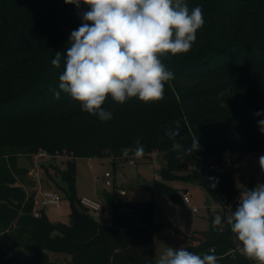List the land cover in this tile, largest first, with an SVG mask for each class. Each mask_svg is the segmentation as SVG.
I'll return each mask as SVG.
<instances>
[{"label": "trees", "instance_id": "16d2710c", "mask_svg": "<svg viewBox=\"0 0 264 264\" xmlns=\"http://www.w3.org/2000/svg\"><path fill=\"white\" fill-rule=\"evenodd\" d=\"M189 9L202 7L204 25L186 54H163L174 73L164 98L144 103L132 98L119 104L109 97L102 108L113 113L101 121L59 90L71 31L88 6L64 0H0V264H154V234L166 225L154 223L155 204H128L118 188L106 195L112 225L104 226L82 207L76 195V165L80 157H124L139 138L145 156L158 152L166 162L161 175L171 179L191 168L197 180L226 210L239 191L237 164L247 154H264V134L257 121L264 115V0H186ZM61 51V66L51 61ZM178 131L180 135L167 133ZM199 148L191 154L173 150V143ZM66 152L61 172L71 206L70 222H52L44 210L32 214L34 196L13 172L17 153ZM73 159V161L71 159ZM227 162L215 174L209 159ZM213 164V163H211ZM153 190L178 193L158 180ZM228 215L226 210V216ZM206 230L204 239L186 249L196 254L215 250L218 264H255L226 224ZM63 261L51 260V254Z\"/></svg>", "mask_w": 264, "mask_h": 264}, {"label": "clouds", "instance_id": "9594fccd", "mask_svg": "<svg viewBox=\"0 0 264 264\" xmlns=\"http://www.w3.org/2000/svg\"><path fill=\"white\" fill-rule=\"evenodd\" d=\"M66 4L88 6L82 12L81 25L71 31L64 67L59 75V90L80 105L82 111L110 121L113 113L102 108L106 100L119 104L136 98L144 103L164 98L165 85L174 79V73L162 62L163 54H186L195 40L197 31L204 25L202 7L189 9L186 0H64ZM61 66V51L51 61ZM262 116L264 112H256ZM264 134V119L257 121ZM180 135L178 131L167 133ZM135 148L124 147L121 153L136 159L143 157L144 145L139 138ZM173 150L191 154L199 148L196 137L190 148L173 143ZM264 172V155L259 157ZM222 222L242 245V253L255 264H264V184L240 195L235 210L225 217L214 216L212 227ZM215 250L196 254L184 247H166L156 264H218Z\"/></svg>", "mask_w": 264, "mask_h": 264}, {"label": "rangeland", "instance_id": "374dc122", "mask_svg": "<svg viewBox=\"0 0 264 264\" xmlns=\"http://www.w3.org/2000/svg\"><path fill=\"white\" fill-rule=\"evenodd\" d=\"M254 155L258 159L254 162L259 165V157L263 154H247V158H244V162L241 164L245 170L250 166L251 159L248 160L249 157L252 158ZM36 156L37 154L17 153L18 162L13 172L18 178L19 184L29 196L35 197L36 192L41 189L52 190L58 192L63 200L60 207L41 209L34 204L32 214L35 216L37 211L41 213L44 210L52 222L69 223L71 206L66 194L67 184L61 176V172L67 169L69 156L46 155L39 156L37 159ZM131 159L135 161L134 164ZM131 159L118 158L115 160L113 155L102 158H76L74 160L76 195L79 199L88 197L102 204L103 209L92 212V214L104 226H111L113 222L112 209L106 201V195L117 188L124 193L127 203L121 209L123 214H129L128 204L130 203L153 202L155 204L154 223L166 225L154 234V264L168 246L187 248L191 244H198L200 240L204 239L203 233L210 228L211 219L215 215L220 214L226 217L223 204L215 200L197 180L188 178L191 172L190 167L176 171L171 179H164L160 173L166 166V162L160 153L153 152L150 156L143 155L140 159L133 156ZM71 160L73 161V159ZM207 163L216 164L217 162L212 158ZM221 164L225 167L228 165L227 162ZM33 170L37 174L35 178L31 175ZM107 172L112 175L110 178L106 177ZM241 175L240 181H243L244 184H238L241 190H238L239 196L247 189L251 190L255 187L254 183L249 180L250 174L244 172ZM157 176L159 178H156ZM108 179L112 184L110 186L107 185ZM156 180L173 188L178 193V200L174 201L168 194L153 190L152 187ZM259 181L264 184V172L259 173ZM185 195L189 196V203L184 201ZM234 198L231 202L234 201ZM236 207L235 204L233 210ZM226 224V222H222L218 227L224 229ZM50 257L54 261H63L62 254L52 253Z\"/></svg>", "mask_w": 264, "mask_h": 264}, {"label": "built area", "instance_id": "2783aa9c", "mask_svg": "<svg viewBox=\"0 0 264 264\" xmlns=\"http://www.w3.org/2000/svg\"><path fill=\"white\" fill-rule=\"evenodd\" d=\"M52 156V157H57V156H67L68 154L66 152H62V153H56L55 155H50L48 154L46 151H40L39 153H37V156H36V159L37 157L41 156ZM131 159V158H130ZM131 162L134 164L135 161L131 159ZM209 169L212 170L215 174H220V173H223L225 172L226 168L223 164H210L209 165ZM31 175L33 176V178H35L37 176L36 172L33 170L31 172ZM112 175L107 172L106 173V177L107 178H110ZM156 178H159L158 176ZM107 185L110 186L112 185L111 184V181L108 179L107 180ZM35 200H34V204L36 205V207H39L41 209H44V208H48V207H60L61 206V203H62V196L56 192V191H52V190H43L41 189L40 191L36 192V195H35ZM239 198L240 196L237 195L235 196L234 198V201L233 202H230L228 204V206L226 207V210H227V213L229 214L230 210L234 208L235 204L238 205V202H239ZM184 201L189 203L190 202V198L189 196L185 195L184 196ZM80 204L82 205V207H84L85 209H87L88 211H90L91 213L92 212H97V211H101L103 209V206L100 202L96 201V200H93V199H90L88 197H82L80 199ZM40 215V212L37 211L35 213V216L36 217H39Z\"/></svg>", "mask_w": 264, "mask_h": 264}, {"label": "crops", "instance_id": "0c3cea01", "mask_svg": "<svg viewBox=\"0 0 264 264\" xmlns=\"http://www.w3.org/2000/svg\"><path fill=\"white\" fill-rule=\"evenodd\" d=\"M251 155V154H250ZM264 155V154H263ZM247 155H244V156H242V158H241V160L239 161V163H238V165H237V173H236V180H235V188L237 189V190H239V191H241L240 190V188L238 187V184L240 183V184H242L243 183V181H240L241 180V177H242V173H246V174H250V181H252L253 183H254V185L256 186L257 184H262V182L261 181H259V173L260 172H262L261 171V169H260V166L258 165V164H256L255 162H254V160H258V159H256V157H255V155H254V157H252V158H250L249 157V159L248 160H250L251 159V161H250V166L245 170V168H243L242 167V163L244 162V158H247L246 157ZM252 160H253V162H252ZM255 172V173H254ZM253 173V174H252ZM259 182V183H258ZM244 184V183H243Z\"/></svg>", "mask_w": 264, "mask_h": 264}]
</instances>
